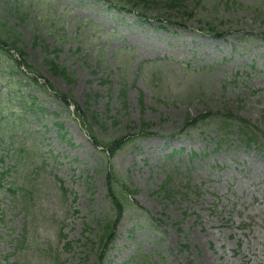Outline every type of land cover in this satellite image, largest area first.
<instances>
[{
	"label": "rangeland",
	"instance_id": "obj_1",
	"mask_svg": "<svg viewBox=\"0 0 264 264\" xmlns=\"http://www.w3.org/2000/svg\"><path fill=\"white\" fill-rule=\"evenodd\" d=\"M148 1L145 20L102 0H0V36L25 52L0 49V264L97 260L111 169L138 206L102 264H264V0ZM48 82L80 106L91 95L100 138L128 143L113 156L93 144ZM143 119L158 134L133 137Z\"/></svg>",
	"mask_w": 264,
	"mask_h": 264
},
{
	"label": "trees",
	"instance_id": "obj_2",
	"mask_svg": "<svg viewBox=\"0 0 264 264\" xmlns=\"http://www.w3.org/2000/svg\"><path fill=\"white\" fill-rule=\"evenodd\" d=\"M102 1L109 3L111 9L120 10L125 13L140 14V19L144 18L145 20H147L148 18L145 11H139L142 9V6L144 4H149L148 0H102ZM180 2L181 0H165L162 5L166 4L171 9L180 10V8L178 7L180 5ZM175 12L189 16L193 11H175ZM202 30L204 31V29ZM210 34H213L216 37L222 36V34L214 28L211 29ZM10 41H11L10 39L6 40L1 38L0 36V49L5 50V52L10 56H13L10 51V49H13L17 51L19 55L24 59L25 52L23 51V48L16 41H12V42ZM6 46L10 48L7 49ZM50 53H52V51H50ZM16 63L18 66H21L20 64H23L24 66H27L29 70H33V67L27 62L26 59L21 61L16 60ZM45 63L52 72V75L60 76L62 77V79H64L69 83L73 81L68 69L60 64H57L55 59L48 58L46 59ZM31 72L34 74V76L32 77L33 82H35L37 85H40L38 79L39 77H43L42 74L39 73L37 70ZM47 87L50 91L55 92V94L61 99V102L65 108L70 109L74 104L73 106L75 108V114L79 119V122L83 130H85V132L87 133L93 144H95L97 147H102L103 149H105L109 156H113L128 143L127 139H125L123 135H116L114 137H110L109 139L100 138L101 136L95 130L94 125L97 123L99 124V127L102 129L109 128V125L106 121L98 117L95 113L93 114L90 113L91 106L89 105V102L92 98L91 95H89L86 98L85 104L83 106H80L75 102V98L72 94L63 93L59 91L51 82H48ZM121 95L125 96L124 91H122ZM217 114H220V112L209 111L208 113L201 114L197 117L189 116L186 120V125L184 127L197 125V123L199 122H205L207 119H210L216 116ZM224 114L225 117L222 119V123H226V122L234 123L235 121L241 122L243 126L241 128V136L245 145L253 146L257 142L256 139H259L258 136L255 133H253V131L249 128L250 125L245 119L237 117L230 111H226ZM149 126H150L149 122L143 119L141 123L137 125L138 132L134 133L133 137L143 136V135L152 136L158 134L154 131L149 130ZM4 176L5 173L0 174V181L3 179ZM107 189H108V197L113 205V215L109 217L107 220H105L104 224L101 226V233H99L97 240L92 241V245L90 249H97L98 251V258L97 260L93 261L92 264H102L106 252L109 250V248L111 247V245L113 244L116 238L118 225L122 219L124 211L129 207L138 206L135 200L133 199V194L136 191L132 190L126 184V182L122 180L117 175V173H115L114 170L112 169L107 174ZM24 198L25 200L28 199V192L24 194ZM63 237H66V235L63 234ZM66 245L71 246V243L67 242ZM85 256L87 259H89L90 253H86Z\"/></svg>",
	"mask_w": 264,
	"mask_h": 264
}]
</instances>
